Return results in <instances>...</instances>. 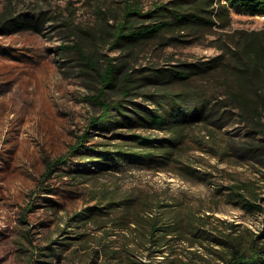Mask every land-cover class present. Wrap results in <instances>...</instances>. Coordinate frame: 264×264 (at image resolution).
I'll use <instances>...</instances> for the list:
<instances>
[{
  "label": "rangeland",
  "instance_id": "374dc122",
  "mask_svg": "<svg viewBox=\"0 0 264 264\" xmlns=\"http://www.w3.org/2000/svg\"><path fill=\"white\" fill-rule=\"evenodd\" d=\"M168 1L0 0V20L9 13L42 18L41 32L0 28V264L50 260L39 254L49 252V246L57 249L53 264H224L234 242L264 243V214L244 205L250 200L264 206V158L245 151L261 135L237 115H230L222 127L223 121L215 123L211 117L187 129L175 156L203 178L187 179L174 167L145 160L92 162L94 149L129 145L135 132L151 138H168L169 133L90 125L100 114L92 100L96 88L92 76L64 48L77 40L70 29L88 32L100 59L127 61L133 75L141 77L207 60L219 53L216 41L228 32L264 27L263 15L230 11L225 18L215 16L211 29L194 35L186 32L172 39L166 33L132 49L109 42L103 27L117 24L127 5L146 12ZM194 82L213 101L220 98L214 78ZM160 92L150 83L133 89L124 104L130 109L136 103L151 107L149 95ZM86 132L88 149L73 150ZM46 162L52 163L48 175ZM114 197L134 198V212L118 210L80 226L72 219L86 209L106 206ZM160 203L169 204L162 207L171 210L169 215H186L208 237L196 241L187 231L173 236L164 253H154L145 233L149 218L160 213ZM79 234L85 235L82 241ZM64 240L73 244L60 245Z\"/></svg>",
  "mask_w": 264,
  "mask_h": 264
},
{
  "label": "trees",
  "instance_id": "16d2710c",
  "mask_svg": "<svg viewBox=\"0 0 264 264\" xmlns=\"http://www.w3.org/2000/svg\"><path fill=\"white\" fill-rule=\"evenodd\" d=\"M216 1L218 4L215 7L213 5ZM230 11L264 16V0H170L157 4L146 12H142L138 6L127 5L118 23L110 28L104 26L103 29L113 46L132 49L150 40L161 39L166 33L173 34L172 39H175L176 34L183 35L187 32L194 35L204 29H211L217 23L215 16L222 19L229 16ZM141 18L153 20L141 23ZM41 20V15L23 17L9 13L0 20V28L12 32L21 29L41 32ZM70 31L76 35L77 40L70 46L64 44V48L74 55L81 69L92 76L96 88L92 100L98 106L100 114L91 118L90 125L101 130L124 126L132 131L144 128L169 133L168 138H151L135 132L130 135L132 143L129 145L115 146V149H94L96 158L92 160L93 163L105 164L120 159L145 160L155 162L163 168L174 167L177 173L187 179L203 178L204 174L196 173L191 164L182 162L175 156L176 150L184 143L187 129L194 122L208 121L214 117L215 123L223 121L220 126L222 127L229 123L230 120L227 119L230 115H237L253 132L261 135L257 142L249 143L245 151L264 158V27L228 32L224 38L216 41L215 47L219 53L207 60L184 63L179 68L155 70L141 77L133 75L127 61L114 62L113 57L100 59L97 46L93 38L88 36V32L81 30L79 33L76 28ZM211 78H214L220 90V98L216 101L203 92L202 85L194 82V79ZM150 83L162 91L149 95L151 107L136 103L130 109L124 104L125 97L132 95L133 89ZM110 94L117 96L110 98ZM87 134L88 132L73 150L78 147L88 149L84 144ZM59 160L64 161L63 158ZM46 165L48 175L52 163L46 162ZM115 198L117 197L109 200L106 206L86 209L72 219L80 226L118 210L128 214L134 212V198ZM244 205L264 214V206L261 204L245 200ZM167 206L169 204L159 205L161 208ZM170 211L162 208L159 214L151 216L147 221L145 237L154 247V253H164L165 246L167 247L173 236L177 237L187 231L196 241L208 237L202 231L194 229L186 215L179 212L169 215ZM84 236L79 234V240L82 241ZM72 244V241L60 242V245L68 247ZM47 249L49 252L41 251L39 254L50 260L38 259L36 262L53 264L57 249L50 246ZM223 259L224 264H264V243L260 245L255 239L246 240L245 243L238 240L232 244L228 255ZM87 264H97V261Z\"/></svg>",
  "mask_w": 264,
  "mask_h": 264
}]
</instances>
